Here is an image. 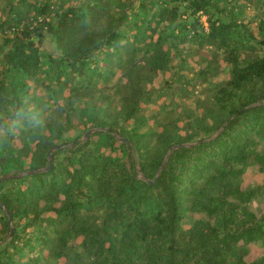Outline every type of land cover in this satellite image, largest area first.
I'll use <instances>...</instances> for the list:
<instances>
[{"label":"trees","instance_id":"16d2710c","mask_svg":"<svg viewBox=\"0 0 264 264\" xmlns=\"http://www.w3.org/2000/svg\"><path fill=\"white\" fill-rule=\"evenodd\" d=\"M46 1L12 5L11 38L0 48V177L33 172L0 182L13 218L0 204V264H264V254L247 259L251 244L264 242V213L252 208L264 182L243 187L248 168L264 174L259 26L243 28L222 0ZM25 6L36 14L26 18ZM144 9L154 27L150 41L139 33L140 46L127 44L125 85L77 87L96 53L128 36L122 28ZM48 35L59 54L43 48ZM196 45L229 63V77L209 83L195 109L163 105L151 127L143 102ZM67 88L65 105L38 94ZM130 120L131 128L121 125ZM78 126L83 136L97 130L63 141ZM58 145L71 146L55 149L45 169Z\"/></svg>","mask_w":264,"mask_h":264},{"label":"rangeland","instance_id":"374dc122","mask_svg":"<svg viewBox=\"0 0 264 264\" xmlns=\"http://www.w3.org/2000/svg\"><path fill=\"white\" fill-rule=\"evenodd\" d=\"M32 3H36L37 0H29ZM39 3L45 4L46 0H38ZM46 1V2H45ZM85 0H67V4H80ZM20 0H0V48L1 51H6L8 48V40L11 38V30L9 28L10 24H7L8 21L13 18L14 13L11 12L12 5H17ZM54 0L51 1L53 4ZM123 1L122 3H125ZM38 4V2H37ZM134 5L138 6L139 2H136ZM222 5L227 6L228 11H233L234 14L238 15V19L242 20V27L244 26L247 29H250L252 25L256 28L257 34L259 37H264L263 28L260 21L264 22V0H222ZM22 5L20 4V7ZM23 14L25 17L30 18L36 14L37 11L34 9L28 8V6L23 7ZM152 13L148 9L138 13L139 20L133 17L123 28V32L128 34L125 38H122L115 42L110 47H104L96 53L93 57V60L90 61V69H87L85 79L82 81L79 80L77 87L84 88L85 84H90L92 87L95 86L96 90L107 89V88H119L121 89L126 83V71L128 69L127 60L130 59L129 51L127 48L128 43L139 45L138 37H135V34H141L146 41H150V36L152 34V28L154 27V22H150ZM253 16V17H251ZM136 20V21H135ZM203 20L206 21V16L203 17ZM251 20L254 22L250 23ZM207 25V23H206ZM2 26V27H1ZM157 34L155 35V37ZM141 45V44H140ZM139 45V46H140ZM188 44L186 48H188ZM43 48L49 52L59 54L60 51L57 48V44L52 38L48 35L43 40ZM194 53L189 57L187 54H183L171 68L164 72L162 77L154 84L153 89L149 92V99H147L142 104V113L148 119L151 127H153L154 121L152 115L156 114L161 110V107L165 104H177L176 110H182L185 104H188L190 108L195 109L196 102L198 99L202 100V90L209 87V83L217 82L218 80H224L229 77V72L231 66L229 63L225 62L224 59L220 56L217 58L212 54V48L209 46H194ZM184 60V68H182L181 60ZM1 58V56H0ZM221 71L219 76H214L209 81L203 82L206 78L205 75L201 76L204 72L208 71V76L211 77L212 74ZM100 70V75H94V80L90 81L91 71ZM204 70V71H203ZM203 71V72H202ZM183 74V75H182ZM83 86V87H82ZM95 90V89H94ZM96 93V96L100 94ZM40 93V94H39ZM90 93V92H89ZM39 96H44V102H49L50 106L54 102L58 104L65 105L68 102V96L70 94L69 88L65 91H58V93H50L49 91H39ZM53 94V95H52ZM94 92L91 95H88V99L93 98ZM163 110V109H162ZM161 110V111H162ZM201 108L199 109V111ZM132 122L134 120L127 121V123H121V125L131 128L133 126ZM12 127L15 126L16 121L12 120L9 122ZM180 125L183 123L180 122ZM84 127H76L69 129L63 136V141H72L75 138L79 137L81 140L85 138L83 136ZM93 129V128H92ZM97 129V128H96ZM160 129V126H159ZM145 130V129H144ZM83 136V137H82ZM86 139V138H85ZM121 154V153H120ZM263 183L264 174L258 171L255 167H250L247 169V172L244 175L243 187H248L251 183ZM12 183H8L6 187H11ZM252 208L258 213H264V195L255 200ZM191 217H199L198 214L189 213ZM184 227H190V219L186 218L184 221ZM32 232V230H30ZM81 242V238L79 239ZM49 255L45 253V255ZM264 254V242L258 240L255 243L251 244L250 253L247 256L249 261L256 259V257ZM53 262L57 264H64V259H55Z\"/></svg>","mask_w":264,"mask_h":264},{"label":"water","instance_id":"95a60500","mask_svg":"<svg viewBox=\"0 0 264 264\" xmlns=\"http://www.w3.org/2000/svg\"><path fill=\"white\" fill-rule=\"evenodd\" d=\"M97 129L96 128H93L91 130H89L86 134H85V138H88V136L95 132ZM124 142H126L127 144H130V141L126 138H123L122 139ZM66 146H71V145H58L56 147H54L53 149H51L48 153V156H49V160H50V164L47 168L45 169H50L52 167V164H53V157H52V152L55 150V149H58V148H63V147H66ZM33 173L32 171H19V172H10V173H7L5 175H2L0 177V182L3 181V180H6V179H9V178H12V177H24L28 174H31ZM1 206L4 208L5 210V213L8 215V218H9V221L12 222L13 218L11 216V214L8 212V210L6 209L5 205L0 202ZM13 233V229H11V235Z\"/></svg>","mask_w":264,"mask_h":264}]
</instances>
